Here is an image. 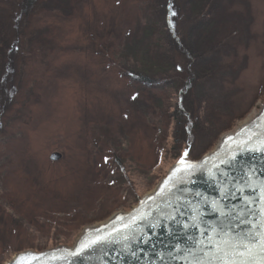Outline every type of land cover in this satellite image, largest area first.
<instances>
[{
	"label": "rangeland",
	"instance_id": "rangeland-1",
	"mask_svg": "<svg viewBox=\"0 0 264 264\" xmlns=\"http://www.w3.org/2000/svg\"><path fill=\"white\" fill-rule=\"evenodd\" d=\"M38 1L23 34L14 33L5 75L16 103L1 121L0 264L72 248L88 228L156 196L182 158L169 150L182 59L166 47L151 1ZM221 1L234 34L207 93L215 128H229L203 155L247 121L257 126L264 110L260 99L241 116L264 87V0ZM0 6L16 12L14 0Z\"/></svg>",
	"mask_w": 264,
	"mask_h": 264
},
{
	"label": "water",
	"instance_id": "water-1",
	"mask_svg": "<svg viewBox=\"0 0 264 264\" xmlns=\"http://www.w3.org/2000/svg\"><path fill=\"white\" fill-rule=\"evenodd\" d=\"M259 121L226 135L198 160L179 159L156 196L119 213L124 218L85 231L72 248L29 250L7 264H194L201 249L210 251L209 237L217 239L213 228L236 234L249 228L241 220L264 219V112Z\"/></svg>",
	"mask_w": 264,
	"mask_h": 264
},
{
	"label": "trees",
	"instance_id": "trees-1",
	"mask_svg": "<svg viewBox=\"0 0 264 264\" xmlns=\"http://www.w3.org/2000/svg\"><path fill=\"white\" fill-rule=\"evenodd\" d=\"M150 1L153 16L165 31L166 47L182 59L183 77L176 93L174 110L170 112L173 120L169 148L171 158L175 162L187 153L185 156L188 159L198 160L214 144L217 137L229 128L227 124L221 129L215 128L217 125L210 118L213 99L208 96L207 90L216 78L217 56L228 47V38L234 34L233 18L225 10L221 0ZM38 3V0H14L15 13L12 10L5 11L0 6V132L3 131L1 121L5 110L16 103L5 81L10 59L15 56L12 55L15 42L13 36L14 33L23 34L29 17L39 7ZM173 12L175 15H172ZM138 79L151 82L150 77L143 75ZM260 99H264V87H261L254 101L241 116ZM235 119L236 117H232L230 122ZM138 198L125 205L126 208L137 203ZM122 206L119 205L114 211ZM108 215L109 213L105 217Z\"/></svg>",
	"mask_w": 264,
	"mask_h": 264
},
{
	"label": "snow or ice",
	"instance_id": "snow-or-ice-1",
	"mask_svg": "<svg viewBox=\"0 0 264 264\" xmlns=\"http://www.w3.org/2000/svg\"><path fill=\"white\" fill-rule=\"evenodd\" d=\"M172 15L175 13L173 12ZM188 167L192 166L188 165ZM260 214L264 215V208L260 209ZM240 223H248L249 228L236 234H232L230 229L221 228L217 231L213 228L212 231L216 232L217 239L209 237L210 251L201 249L203 255L194 264H264V219L257 222L253 216V219L241 220ZM92 243L95 244L96 241ZM81 250L74 255L79 254Z\"/></svg>",
	"mask_w": 264,
	"mask_h": 264
},
{
	"label": "bare ground",
	"instance_id": "bare-ground-1",
	"mask_svg": "<svg viewBox=\"0 0 264 264\" xmlns=\"http://www.w3.org/2000/svg\"><path fill=\"white\" fill-rule=\"evenodd\" d=\"M263 112H264V110H262V112H261V114L260 115H262L263 114ZM260 118V116H257V119H259ZM254 125V121H247L246 122V124L245 125H243L242 127H241V129L242 128H245V127H249V128H251L252 126ZM256 126V125H255ZM121 213V212H120ZM120 217H126V215H120L119 213H117V214H115L114 216H113V218H112V220H111V222L113 221V220H117V219H119ZM109 220H107L106 222H108ZM106 222H104L102 225H104ZM106 225V224H105ZM97 229V227H90V228H88L87 230L89 231V230H96Z\"/></svg>",
	"mask_w": 264,
	"mask_h": 264
}]
</instances>
